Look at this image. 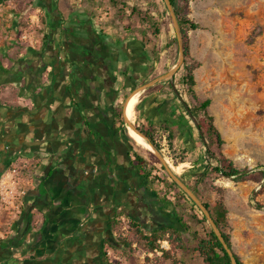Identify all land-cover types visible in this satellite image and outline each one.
<instances>
[{
    "label": "crops",
    "instance_id": "1",
    "mask_svg": "<svg viewBox=\"0 0 264 264\" xmlns=\"http://www.w3.org/2000/svg\"><path fill=\"white\" fill-rule=\"evenodd\" d=\"M48 12L49 37L24 44L0 69V178L17 170L18 205L0 216V264H109L114 252L125 262L114 220L149 230L168 225L116 117L125 96L142 86L140 70L150 60L121 28L55 5ZM150 91L136 112L149 133L176 118L165 111L175 96Z\"/></svg>",
    "mask_w": 264,
    "mask_h": 264
},
{
    "label": "rangeland",
    "instance_id": "2",
    "mask_svg": "<svg viewBox=\"0 0 264 264\" xmlns=\"http://www.w3.org/2000/svg\"><path fill=\"white\" fill-rule=\"evenodd\" d=\"M179 1L187 17L202 26L189 31V62L198 63L195 91L201 101H212L209 112L225 142L222 152L239 169L254 173L243 182L212 176V183L223 192L220 196L206 192L205 201L212 207L217 200L224 201L229 211L231 228L228 233L232 248L241 261L244 264H264V0ZM54 5L65 10L66 14H91L99 21L100 27L121 28L124 37L137 40L140 48L146 50L145 55L148 54L146 59L150 60L144 69L140 68V73L146 76L140 83L142 86L165 76L178 64L180 47L165 0H0V58L3 63L14 62L24 44H31L30 41L36 44L39 36L44 37L47 27L43 23L52 16L48 8ZM154 29H159L158 36L153 35ZM184 29L188 27L184 26ZM25 35L29 39L25 40ZM183 65L184 62L173 79L150 88V92L158 88L162 95H176L175 100L168 103L170 106H165V111L169 108L173 112L172 118L176 117L177 121V116L182 117L188 131L183 129L171 139L168 123L163 124L161 120L155 127L151 125L164 162L156 153L146 152L131 142L138 150L136 154L147 161L148 170H152L155 183L152 185L147 181L145 188L150 202L154 207H160L159 215L168 218L174 211L183 223L189 224L191 234L198 232L199 237H204L212 228L210 223L199 224L192 219L196 216L203 220V216L199 210H192L190 201H180L175 190L163 183L172 173L182 182L203 190L201 175L216 165L215 160L207 158L200 143L195 129L196 118L188 116L182 109L183 105L190 104L180 81ZM171 81L175 92L166 84ZM135 124L138 125L137 114ZM169 163L173 166L185 163V166L176 173ZM150 211L144 207L143 217L149 216ZM128 221H122L119 226L125 236ZM166 223L170 224L171 220L167 219ZM3 236L0 225V239ZM127 238L132 241L134 252L131 256L122 252L125 262L119 261L120 254L114 252L112 263L157 264L146 261L147 254L138 237L132 233ZM189 238L190 246H194L195 241L191 236ZM163 243V250L170 249L168 241H165L164 248ZM153 257L154 254L149 255V258ZM190 257L193 262L188 264H202L197 254L187 259Z\"/></svg>",
    "mask_w": 264,
    "mask_h": 264
},
{
    "label": "trees",
    "instance_id": "3",
    "mask_svg": "<svg viewBox=\"0 0 264 264\" xmlns=\"http://www.w3.org/2000/svg\"><path fill=\"white\" fill-rule=\"evenodd\" d=\"M172 5L175 8V12L182 29L183 40H184V52H185V61L182 69V75L180 78L181 85L186 93V95L190 98V104L183 105L182 109L184 112L190 116L196 118L198 122V126L195 125V129L197 130L198 138L200 143L205 148V153L209 160H215L216 165L209 169V172L202 174L201 182L204 184L203 190H199L196 186H192L187 182H184L188 185V187L197 195L200 201L208 208L213 220L215 221L217 227L219 228L224 240L228 244L230 248H232L231 236L228 233L230 230L229 224V211L226 207L223 200L219 199L212 205L205 201L204 193H211L216 196H220L223 192L222 188L215 186L211 177L214 179L218 177H226L233 179L237 182L247 181L252 177L254 173H248V170L239 169L235 162L225 156L222 152V147L224 145V139L222 137L221 132L215 125V120L213 116L209 112V108L211 106L212 101L210 99H206L201 101L195 91L196 87V78H195V70L197 68L198 63L189 62L190 58V45H189V31L201 29V25L190 20L187 15L182 11L180 7L179 0H170ZM44 26L47 27L46 34L44 35V39L46 40L49 36L47 34L48 30L52 28L53 21L50 19L47 22L43 23ZM184 26L188 27V29H184ZM154 36L159 35V29H154L152 31ZM0 69L3 68V61L0 58ZM174 92V88L171 83H166ZM176 97V95L173 93ZM138 111V106L136 107V112ZM116 117L118 119L117 123L120 124L119 130L122 131L123 135L126 139L133 141L128 135L127 128L123 121V104H121L116 110ZM179 119L173 120V122L167 126L169 137L173 139L176 137L180 131L183 129L188 131L186 128L185 122H183L182 117L177 116ZM181 119V120H180ZM137 128L146 135L153 146L161 151V146L154 139L152 132L145 130L144 128L136 125ZM134 142V141H133ZM133 163L139 170L140 177L144 182L150 181V184L155 183V178L152 176V170H148L147 161L139 156L138 154H134ZM178 166V164H176ZM162 169L165 170V167L162 165ZM167 183L169 189H174L176 194L178 195V199L190 201L192 203L193 211L196 209L203 216V220H198L196 216H193L192 219H196L199 224L208 223L204 213L201 209L191 200V198L172 180V178L168 175V181L163 182ZM172 211V210H171ZM171 215L168 217L171 220V223L162 226L161 228L153 229L150 231H146L143 226L136 221L129 220L128 221V229L127 236L133 235L138 237L140 242L143 243L145 248V252L147 254L146 261L147 262H156L157 264H188L189 262H193V258L187 259L189 256L198 255L201 259L202 264H232L231 259L225 250L223 244L220 242L219 238L214 233L211 228L209 232H207L204 237H199L198 232L191 234L189 224L183 223V220L179 218L174 211L170 213ZM121 221L114 220L111 223V227L113 231L116 233V241L115 244L121 247L124 253L132 255L134 252L132 241H130L127 236L123 234V230L120 229ZM195 241L194 246H190V238ZM168 241L171 245L170 249L163 250L161 248V243ZM158 251L161 254H158ZM150 254H154L153 258H149ZM184 257V259H183ZM235 258L237 264H244L238 255L235 254ZM109 264H114L112 262H108Z\"/></svg>",
    "mask_w": 264,
    "mask_h": 264
},
{
    "label": "water",
    "instance_id": "4",
    "mask_svg": "<svg viewBox=\"0 0 264 264\" xmlns=\"http://www.w3.org/2000/svg\"><path fill=\"white\" fill-rule=\"evenodd\" d=\"M167 6H168V9H169V12L171 14V17L173 19V22H174V26H175V30H176V34H177V39H178V43H179V47H180V58H179V61H178V64L175 65L165 76H162L160 78H157L153 81H151L150 83L140 87L139 89L135 90L133 93H131L125 100L124 104H123V120L125 122V125H126V121H125V110H126V107L128 105V102L131 98V96L133 94H135L136 92L138 91H145L149 88H152L160 83H162L163 81L165 80H168V79H173V77L175 76V74L178 72L179 68L181 67V65L183 64L184 60H185V52H184V40H183V34H182V29L180 27V24H179V21H178V18H177V15H176V12H175V8L174 6L172 5L171 1L170 0H165ZM172 87L174 88V84L173 82L171 81L170 82ZM175 90V89H174ZM176 91V90H175ZM195 125L198 126V122L195 121ZM127 128V127H126ZM133 129L138 133L140 134L141 136H143L151 145L152 147L154 148L155 150V153L159 156V158L163 161V159L161 158L158 150L153 146V144L150 142L149 138L144 135L138 128L137 126H133ZM171 174V178L172 180L193 200V202L201 209V211L204 213L206 219L208 220V222L210 223L214 233L216 234V236L219 238L220 242L223 244L225 250L227 251L230 259H231V262L232 264H237V261H236V258H235V253H234V250L233 248H230L228 246V244L226 243V241L224 240L219 228L217 227L215 221L213 220L208 208L200 201V199L197 197V195L188 187L187 184H185L184 182H182L180 180V178L172 173Z\"/></svg>",
    "mask_w": 264,
    "mask_h": 264
},
{
    "label": "bare ground",
    "instance_id": "5",
    "mask_svg": "<svg viewBox=\"0 0 264 264\" xmlns=\"http://www.w3.org/2000/svg\"><path fill=\"white\" fill-rule=\"evenodd\" d=\"M142 94V91H138L135 94H133L128 102V105L125 110V121H126V127L127 132L130 138L134 141V143L140 147L142 150L150 153H155L154 148L152 145L140 134H138L134 129L133 126H135L136 122V107L139 103L140 96ZM168 164V163H167ZM170 168L174 170L176 173H178L181 169V167L185 166L184 164H180L179 166H173L169 163Z\"/></svg>",
    "mask_w": 264,
    "mask_h": 264
},
{
    "label": "built area",
    "instance_id": "6",
    "mask_svg": "<svg viewBox=\"0 0 264 264\" xmlns=\"http://www.w3.org/2000/svg\"><path fill=\"white\" fill-rule=\"evenodd\" d=\"M24 39H29L27 35ZM31 44L33 43L30 41ZM16 174L17 170L12 169L0 178V216L5 210H16L18 205L16 204ZM0 217V223H1ZM163 248L166 247L163 243Z\"/></svg>",
    "mask_w": 264,
    "mask_h": 264
}]
</instances>
